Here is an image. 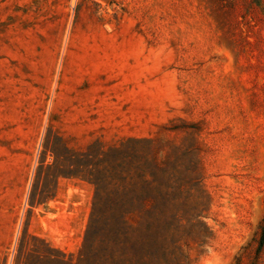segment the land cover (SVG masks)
I'll return each mask as SVG.
<instances>
[{
    "label": "rangeland",
    "instance_id": "374dc122",
    "mask_svg": "<svg viewBox=\"0 0 264 264\" xmlns=\"http://www.w3.org/2000/svg\"><path fill=\"white\" fill-rule=\"evenodd\" d=\"M122 145L194 188L161 264H264V0H0V264H97Z\"/></svg>",
    "mask_w": 264,
    "mask_h": 264
},
{
    "label": "trees",
    "instance_id": "16d2710c",
    "mask_svg": "<svg viewBox=\"0 0 264 264\" xmlns=\"http://www.w3.org/2000/svg\"><path fill=\"white\" fill-rule=\"evenodd\" d=\"M151 142L132 140L123 145L131 143L134 148ZM123 145L112 155L113 167L106 165L97 172L90 169L88 173L96 192L82 257L91 261L95 256L97 264H161L165 250L160 242L164 235L151 233V229L156 225L173 229L174 222L180 218L181 201L194 188L166 169L142 161L141 154L136 159L131 156L129 163L122 161ZM93 148L94 144L90 145L82 156L93 159ZM102 153L103 159L110 156ZM156 184L163 190L152 191ZM139 212L144 215L140 218L145 225L143 232L130 221Z\"/></svg>",
    "mask_w": 264,
    "mask_h": 264
}]
</instances>
